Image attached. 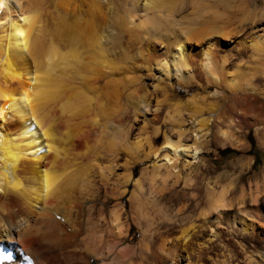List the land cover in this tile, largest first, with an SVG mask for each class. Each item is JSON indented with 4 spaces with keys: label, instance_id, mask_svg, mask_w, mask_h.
Returning <instances> with one entry per match:
<instances>
[{
    "label": "bare ground",
    "instance_id": "bare-ground-1",
    "mask_svg": "<svg viewBox=\"0 0 264 264\" xmlns=\"http://www.w3.org/2000/svg\"><path fill=\"white\" fill-rule=\"evenodd\" d=\"M22 1L0 0V252L13 258L5 264H234L225 240L260 233L253 210L264 219V198H257L264 168L263 185L253 191L244 183L238 193L215 188L200 163L208 124L191 128L177 116L164 129L155 85L171 74L191 78L195 69L209 83L234 85L222 76L217 49L240 32L230 21L264 7L248 0H106L112 9L97 46L107 57L99 63L146 72L138 70L131 87H113L123 102L107 111L95 90L74 92V104L60 77L79 65V52L68 49L73 36L86 45L107 7L84 0L80 21V0H66L71 13L34 0L40 17ZM250 90L256 111L264 90ZM53 100L61 101L59 110L47 108ZM137 115L141 132L132 131ZM218 132L238 145L232 132ZM216 245L225 249L221 258Z\"/></svg>",
    "mask_w": 264,
    "mask_h": 264
},
{
    "label": "rangeland",
    "instance_id": "rangeland-1",
    "mask_svg": "<svg viewBox=\"0 0 264 264\" xmlns=\"http://www.w3.org/2000/svg\"><path fill=\"white\" fill-rule=\"evenodd\" d=\"M32 1L34 0H23L22 6L37 15L40 12L39 5L34 3L35 1ZM55 1L56 0H51V2H47L46 9L50 10L51 7H54L60 9L64 13L72 12L71 6L68 5L66 0ZM248 2L260 8L264 7V0H248ZM96 3L107 7L103 17L106 16L108 20L105 19L106 17H102L98 20L100 23L97 21V33L96 31L93 33L94 37L92 34L89 36L86 45L84 44L80 47L77 35L75 34L73 36L75 39L72 38L73 40L71 44H69L68 49L70 48L69 50H72L73 48L74 52H79L76 59L79 65L76 67V64L73 66L70 65V68L68 67L66 71L64 70L60 77H62L61 80L63 79V86L65 84V87H67L66 91H72L70 96H72L71 98L74 100V104H77L80 98H75V96H73L74 92L84 90L90 93V91L95 90L96 93H99L98 97L102 95L100 97V100H102L101 102H99L100 100L98 98L99 101L97 103L99 106L101 105L103 109L110 111L114 103L123 102V96H115L112 94L113 87H131L138 82V70L144 74L146 72L143 67L132 69L126 67L122 62H115L117 65L114 64L116 66L111 69L105 68L104 65L99 63L100 56L107 57L106 52L103 53L97 45L101 42L100 32L103 33L108 28V21L110 19L108 16H110V10L112 8L110 7V3L106 2V0H96ZM78 6L77 9L80 10L79 19L81 21L84 11L88 6L84 0H80ZM230 9L236 15H240L241 12H243L242 7L233 6ZM256 12V14H250L251 16L246 19L237 21L234 19L230 21V25L237 29L236 32H240L237 35L234 33L231 37L222 38L225 45L217 49V61L221 64L223 69L222 72H225L222 76L227 81L234 79L235 83L232 85L233 87L225 86L224 84L209 83V80L206 81L204 75L201 74L202 72L200 70L198 71V69L194 70L191 78L183 77L176 79V77L171 74L168 79H163L160 83L156 82L157 84L155 83L156 99L160 108L159 114L164 124L162 127H164V129L169 127L178 118H183L191 128H197L199 125L205 123L208 124V131L205 136L208 140L207 143L202 146L204 151L200 153V157L202 158L200 162L201 167L209 168V171L204 173V177L211 181L215 188L229 186L231 189L230 191H236V193L239 192L240 186L243 183L246 193L249 191L248 187L251 188L250 191H253L255 184L259 186L263 185L261 171L264 168V118L261 120L258 119L260 120L258 122L255 118V114L256 112H264V95L261 96V100L257 103L258 110L256 108L255 111L254 108L249 106V101L255 96L254 92L250 90V87H257L258 89L264 90V10L257 9ZM39 14L37 16L40 17ZM44 18L47 20L49 17L45 16ZM143 35L141 37L144 38L145 36ZM141 37H139L140 40L143 39ZM89 40L91 42H89ZM78 59L80 61H78ZM154 68L158 69L160 67L154 65ZM247 75L250 76L249 84H245V77ZM142 77L145 78V76ZM162 77H164L163 74ZM207 78L210 79L209 76H207ZM88 100L89 99H87V101ZM84 101L86 100H83L85 105ZM90 101H92V99H90ZM58 102L56 100L48 102L47 108L49 109L51 107L54 109L56 108L55 110H59ZM87 103L88 102H86V104ZM261 106H263V108ZM244 110L246 111L245 113ZM140 112L141 110L138 109V114ZM137 116L138 117L135 118L136 121L135 119L132 121L134 123L132 131H140L139 127L142 124V120L140 115ZM231 121L233 122V128L230 127ZM220 129L232 132L233 139H236L238 145H232L223 135L219 134L218 131ZM152 138H154L153 141L155 143H162V136L160 134H154ZM160 158L161 157L158 159ZM181 158V160H184L187 156H181ZM262 193L257 194L259 200L264 198V192ZM197 197L200 203L202 202V204H204L205 198L202 186L198 188ZM257 198L254 200V206H258L256 204H259ZM253 211L256 215L253 224L256 229H259V236L251 235L252 237L247 236V238L246 236H235L231 238V240L229 238L227 240L224 239L225 242L228 241L227 247L230 248H228V252H230V259L234 264H264V219L260 217L259 213L255 212L256 210ZM134 232H138L135 226L132 230V233ZM241 238L243 239L239 240ZM214 247L215 254H217L215 256L221 258V251H225V249L219 245Z\"/></svg>",
    "mask_w": 264,
    "mask_h": 264
},
{
    "label": "snow or ice",
    "instance_id": "snow-or-ice-1",
    "mask_svg": "<svg viewBox=\"0 0 264 264\" xmlns=\"http://www.w3.org/2000/svg\"><path fill=\"white\" fill-rule=\"evenodd\" d=\"M12 259L11 255L0 252V264H5V262L11 261Z\"/></svg>",
    "mask_w": 264,
    "mask_h": 264
}]
</instances>
